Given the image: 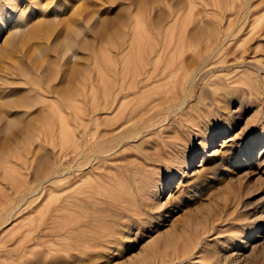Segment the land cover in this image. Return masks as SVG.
I'll return each instance as SVG.
<instances>
[{"label": "rangeland", "instance_id": "1", "mask_svg": "<svg viewBox=\"0 0 264 264\" xmlns=\"http://www.w3.org/2000/svg\"><path fill=\"white\" fill-rule=\"evenodd\" d=\"M0 264H264V0H0Z\"/></svg>", "mask_w": 264, "mask_h": 264}, {"label": "bare ground", "instance_id": "2", "mask_svg": "<svg viewBox=\"0 0 264 264\" xmlns=\"http://www.w3.org/2000/svg\"><path fill=\"white\" fill-rule=\"evenodd\" d=\"M215 47H216V46H214V49H215ZM214 49H213V50H214ZM211 55H212V54H211ZM192 80H193V78H192ZM135 88H136V87H135Z\"/></svg>", "mask_w": 264, "mask_h": 264}]
</instances>
